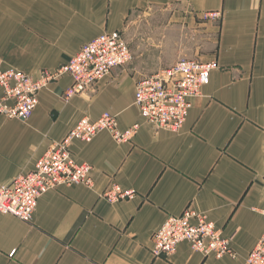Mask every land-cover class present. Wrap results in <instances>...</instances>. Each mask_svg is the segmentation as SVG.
<instances>
[{"label": "crops", "instance_id": "crops-1", "mask_svg": "<svg viewBox=\"0 0 264 264\" xmlns=\"http://www.w3.org/2000/svg\"><path fill=\"white\" fill-rule=\"evenodd\" d=\"M150 9L170 14H144ZM142 14L162 24L147 28L157 38L156 52L134 49L130 64L69 103L61 96L73 80L61 78L39 94L27 122L0 116V185L33 171L85 117L109 112L121 131L139 125L129 142L118 143L109 132L74 142L75 160L93 168L91 188L45 194L31 222L0 215V264H246L261 238L264 0H0V67L39 77L105 33L118 31L129 41ZM176 26L217 35L213 50L198 58L216 63L210 84L179 133L154 128L135 105L137 83L173 66L165 58L173 49L166 37ZM112 184L134 197L107 202L102 194ZM187 209L222 230L237 258H206L188 243L172 256H153V234Z\"/></svg>", "mask_w": 264, "mask_h": 264}, {"label": "built area", "instance_id": "built-area-1", "mask_svg": "<svg viewBox=\"0 0 264 264\" xmlns=\"http://www.w3.org/2000/svg\"><path fill=\"white\" fill-rule=\"evenodd\" d=\"M217 17L219 14L214 13ZM133 56L121 32L105 33L83 46L65 65L56 70H43L32 77L15 69L0 67V116L27 122L33 116L39 94L65 76L72 85L61 96L69 103L73 98L91 90L113 70L130 64ZM216 63L182 58L172 67L140 80L136 86L135 105L154 128L179 133L186 124L193 102L203 96L210 84ZM139 130L135 125L127 130L118 128L117 118L109 112L97 120L81 119L60 142L54 143L35 165V169L0 185V215H10L23 222H31L39 200L47 193L62 187L94 184L92 166L78 163L73 155L75 141L91 142L101 132H109L116 142L132 141ZM134 192L118 184L102 194L114 204L134 197ZM264 217V210L262 211ZM182 243L204 257L220 260L226 256L237 258L231 240L209 218L193 209L179 216H169L152 236L151 252L156 258L176 253ZM246 264H264V232L246 258Z\"/></svg>", "mask_w": 264, "mask_h": 264}, {"label": "rangeland", "instance_id": "rangeland-1", "mask_svg": "<svg viewBox=\"0 0 264 264\" xmlns=\"http://www.w3.org/2000/svg\"><path fill=\"white\" fill-rule=\"evenodd\" d=\"M148 13L168 15L170 14V11L166 10L158 12L157 10L150 9L144 14ZM144 14H142L141 18L139 19V23L135 25L133 36L129 41L128 38L123 34V37L129 44L132 52L134 49L135 51H141L142 49L148 50L149 47L155 50V52L158 50L156 46L157 38L150 35L151 32L147 30V28L150 27L152 30H156L157 28L161 27L162 24L156 19L157 17L147 18L144 16ZM203 31L204 29H200V27L194 32L187 28L180 29V26H176L175 30L168 29L166 41L169 42L173 49L166 53L165 58L172 59L173 65L182 58H195L196 60H199L198 58H204V56L207 55L208 52L212 51L215 47L217 35L216 32L202 34ZM149 37H153L152 40H149ZM149 43H151L150 46L148 45ZM175 43L182 44L181 49H185L186 51L180 53L178 49L175 50Z\"/></svg>", "mask_w": 264, "mask_h": 264}]
</instances>
